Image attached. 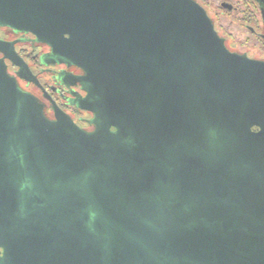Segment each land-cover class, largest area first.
Here are the masks:
<instances>
[{
	"label": "water",
	"instance_id": "95a60500",
	"mask_svg": "<svg viewBox=\"0 0 264 264\" xmlns=\"http://www.w3.org/2000/svg\"><path fill=\"white\" fill-rule=\"evenodd\" d=\"M0 27L83 71L94 126L0 39V264H264V60L196 0H0Z\"/></svg>",
	"mask_w": 264,
	"mask_h": 264
},
{
	"label": "flooded vegetation",
	"instance_id": "af4514ba",
	"mask_svg": "<svg viewBox=\"0 0 264 264\" xmlns=\"http://www.w3.org/2000/svg\"><path fill=\"white\" fill-rule=\"evenodd\" d=\"M196 1L204 7L230 51L264 60V0H218L216 3L211 0ZM0 29L11 36L0 34V39L14 42V50L28 70H20L18 65L4 59L8 73L17 84L43 104L49 118L55 117V105L78 127L92 130L91 111L78 104L85 92L74 81V77L83 71L75 65L41 63L40 56L50 51L46 44L35 41L30 33L15 32L8 27ZM36 48L40 51L34 50Z\"/></svg>",
	"mask_w": 264,
	"mask_h": 264
},
{
	"label": "rangeland",
	"instance_id": "374dc122",
	"mask_svg": "<svg viewBox=\"0 0 264 264\" xmlns=\"http://www.w3.org/2000/svg\"><path fill=\"white\" fill-rule=\"evenodd\" d=\"M211 1H213V2L216 3L218 0H211ZM0 34H1V35H4V36H6V37H11L9 34L7 35L6 32H5V30H3V29H2V30L0 29ZM41 48H43V47H41ZM34 50L37 51V50H39V49L36 48V49H34ZM39 51H40V50H39Z\"/></svg>",
	"mask_w": 264,
	"mask_h": 264
}]
</instances>
